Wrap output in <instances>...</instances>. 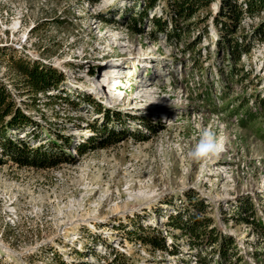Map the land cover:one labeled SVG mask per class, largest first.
Returning a JSON list of instances; mask_svg holds the SVG:
<instances>
[{"label": "rangeland", "instance_id": "1", "mask_svg": "<svg viewBox=\"0 0 264 264\" xmlns=\"http://www.w3.org/2000/svg\"><path fill=\"white\" fill-rule=\"evenodd\" d=\"M243 1L210 0L184 20L168 16L172 0H158L146 19V0H0V86L13 112L38 125L7 136L49 148L56 163L19 165L0 149V264H218L216 246L205 238L193 245L170 222L199 214L194 203L205 208L201 220L234 242L220 264H264V9L230 19L226 4ZM152 16L167 23L168 37ZM134 19L140 34L130 30ZM227 39L248 51L235 64L225 57ZM19 63L63 81L35 91ZM109 66L123 87L111 104L90 91L95 71ZM231 67L247 78L230 76ZM141 81L172 114L159 113L157 102L138 110L150 104L133 100ZM204 129L223 142L224 175L206 169L212 155H188ZM150 235L167 252L142 242Z\"/></svg>", "mask_w": 264, "mask_h": 264}, {"label": "trees", "instance_id": "2", "mask_svg": "<svg viewBox=\"0 0 264 264\" xmlns=\"http://www.w3.org/2000/svg\"><path fill=\"white\" fill-rule=\"evenodd\" d=\"M147 4L145 3V12L143 11V16L146 19L147 12L152 10L157 5L158 0H146ZM210 0H172L173 11L172 13L169 12L168 16H172V14L182 18V19H188L190 16H192L196 11L202 10L203 8L208 6V3ZM229 3V2H228ZM226 4L229 6V12H230V19L237 20L241 13L243 11H246L250 14L256 13L262 9H264V0H244L243 5L237 6L236 4L232 5L231 3ZM152 26L157 29L158 32H163L165 36L168 37V31H167V23L165 21H161L160 18H155L152 16L150 20H148ZM173 33H175L176 25L172 24ZM131 32L133 34H140V30L136 28V22L135 19L132 22L131 26ZM168 32V33H167ZM167 34V35H166ZM177 35L175 34V37ZM261 36V35H260ZM264 38V31L262 33V36ZM227 47L225 50V57L231 58L235 57L234 64L239 60L240 56L243 53H247L248 51H244L242 49V46L237 43V40L231 41L229 39L226 40ZM230 46V48H229ZM230 49V52H229ZM242 49V50H241ZM18 68L21 71V76L35 89V91H40L41 93H47L54 87L57 88L60 83L63 81V77L61 75H57L54 70L51 69H40L38 66H31L24 63H19ZM88 70L86 69V72ZM248 73L245 71H241L239 69L232 68L230 69V76H239V78H247ZM12 98L9 96V94L6 92V90L3 89L2 86H0V149L2 153L5 152V154H8V156L18 163L19 165H27L29 164L30 160L38 161L39 163L46 162L45 165L39 164L36 166L46 167L49 168L50 166L56 165V163H51L55 158L47 152H44L48 150L49 148L44 149V147L40 148H30L27 143H25L24 139H19L18 137H15L14 140H10L7 136V132H9L10 135L12 131L9 130H24L27 126L36 125L32 120L24 115L18 108L13 112L15 107L12 104ZM86 104H90L92 107L96 108L95 110L97 112L101 111V105L99 103H96L94 99H92L90 96L85 97ZM263 103V101H261ZM12 115L10 120H7L4 122V118L7 116ZM105 129V128H104ZM103 129V131H104ZM34 131V130H33ZM14 132V131H13ZM108 133L107 138L111 140L109 144H114L117 142L118 138L114 132L106 130ZM30 132L25 133V135H29ZM61 139H64L62 137H59ZM65 142V141H64ZM52 146L54 147L55 144L52 142ZM65 145V144H64ZM26 159V161H24ZM29 160V161H27ZM51 161V162H48ZM32 163V162H31ZM30 163V164H31ZM1 164V162H0ZM37 164V163H36ZM194 209L197 210L198 213H203L205 208L200 203H194ZM199 214H191L189 215L188 221L184 222L183 218L181 216L179 217H171L170 222L172 224V227L179 229V230H186L187 233L190 234V238L193 239L192 244H196L198 242H201L203 238H205L206 242L212 246H216L218 255L217 257L220 258L218 264L221 263V260H225L231 255L229 254V251H231V247L234 245V242L230 238L222 237L220 234H216L215 229H210V231L205 232V228L211 225V219H200ZM248 224H252L247 219L244 220ZM257 226L259 227V230L261 232V235L264 238V226L261 224V222L257 223ZM142 242L144 244H149L153 247V249H157L163 252H167V249L164 246V240L160 238L158 235H150L146 236L144 239L142 238ZM233 250V249H232ZM170 253V252H169ZM232 254V253H231ZM234 256V255H233Z\"/></svg>", "mask_w": 264, "mask_h": 264}, {"label": "bare ground", "instance_id": "3", "mask_svg": "<svg viewBox=\"0 0 264 264\" xmlns=\"http://www.w3.org/2000/svg\"><path fill=\"white\" fill-rule=\"evenodd\" d=\"M94 30V29H93ZM110 31V30H109ZM110 33V32H109ZM112 33V32H111ZM106 34V33H105ZM107 35V34H106ZM109 35V34H108ZM110 36V35H109ZM105 37V36H104ZM108 38V37H107ZM110 38H112L110 36ZM114 40V39H113ZM118 41L119 43H121L120 39L116 40ZM115 42V41H114ZM124 45V44H123ZM125 46V45H124ZM119 67V66H118ZM115 67H112V66H109V67H106L105 68V72L103 73L102 76H99V78H97V81L93 82V87H91V95L95 98H98V95H106L107 98V102H109V104H111V101L114 102V103H117L119 100H120V89H115L113 90V92H110V94H106L105 92V89L108 88L110 89L109 91H112V85H111V82H110V76L114 73L115 74V83H120L118 80L120 79V72L119 71H115ZM101 78V79H100ZM117 92V93H116ZM133 100H140V102L142 100L144 101H148L150 102V104L148 105H142V104H139L140 108L138 109L139 111H148L150 108H145V106H151L153 105L154 102H157V103H154V104H157L158 106H160L159 109H161L160 111H158L159 113H163L164 114L166 113V115L168 116V114H172V110H170L167 106L165 105H162V103L159 101V95H158V92L157 90L154 88L153 85H151V82H145V81H141L139 83V86L137 88V91H136V96L135 98H133ZM121 102V100H120ZM158 116H160L158 114ZM171 120H173L171 118ZM222 141L219 142L220 144V147L222 149V146H223V142L221 143ZM222 155V150L220 151L218 149V151L213 154L210 159L208 160V163L206 165V169L209 168V169H215V168H221L222 170H220L219 172L221 174H225V167L219 165V161L218 160V157ZM218 171V170H217ZM210 175V174H209ZM203 176V175H202ZM146 193V192H145ZM145 193H135V197L136 196H139V195H144ZM146 195V194H145ZM144 195V196H145ZM143 196V198H144ZM140 197V196H139ZM142 197V196H141ZM146 197L148 198L149 196L146 195ZM132 198V197H131ZM100 231V230H99ZM98 231V232H99ZM110 233V232H109Z\"/></svg>", "mask_w": 264, "mask_h": 264}, {"label": "clouds", "instance_id": "4", "mask_svg": "<svg viewBox=\"0 0 264 264\" xmlns=\"http://www.w3.org/2000/svg\"><path fill=\"white\" fill-rule=\"evenodd\" d=\"M220 147L215 133L209 129L201 132L200 138L188 155L192 158H202L215 154Z\"/></svg>", "mask_w": 264, "mask_h": 264}, {"label": "built area", "instance_id": "5", "mask_svg": "<svg viewBox=\"0 0 264 264\" xmlns=\"http://www.w3.org/2000/svg\"><path fill=\"white\" fill-rule=\"evenodd\" d=\"M262 192V191H261ZM199 215H200V213H199ZM247 215V214H246ZM183 218V217H182ZM188 218H189V215H188V217L187 218H183V221L184 222H187L188 221ZM246 219V218H245ZM248 220V219H247ZM261 224L264 226V222L262 223L261 222ZM208 228H210V229H212V226L210 225V226H208ZM186 235L188 236V237H190V234L189 233H186ZM263 237V236H262Z\"/></svg>", "mask_w": 264, "mask_h": 264}]
</instances>
